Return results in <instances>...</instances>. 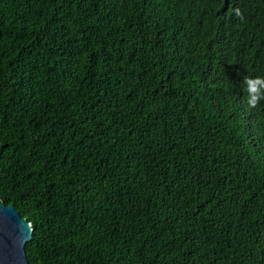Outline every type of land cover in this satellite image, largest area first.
Instances as JSON below:
<instances>
[{
    "label": "trees",
    "instance_id": "trees-1",
    "mask_svg": "<svg viewBox=\"0 0 264 264\" xmlns=\"http://www.w3.org/2000/svg\"><path fill=\"white\" fill-rule=\"evenodd\" d=\"M245 77L264 0H0V203L27 264H264Z\"/></svg>",
    "mask_w": 264,
    "mask_h": 264
},
{
    "label": "water",
    "instance_id": "water-1",
    "mask_svg": "<svg viewBox=\"0 0 264 264\" xmlns=\"http://www.w3.org/2000/svg\"><path fill=\"white\" fill-rule=\"evenodd\" d=\"M30 226L11 205L0 203V264H27L24 245L31 239Z\"/></svg>",
    "mask_w": 264,
    "mask_h": 264
},
{
    "label": "clouds",
    "instance_id": "clouds-1",
    "mask_svg": "<svg viewBox=\"0 0 264 264\" xmlns=\"http://www.w3.org/2000/svg\"><path fill=\"white\" fill-rule=\"evenodd\" d=\"M195 59L193 58V61L196 64H200V66L204 65V67H206L208 71L211 70L212 73H215L218 70L219 66L221 65L219 57L215 59L212 58H204V59L195 58ZM244 82L247 85L246 91L248 93V97L240 101L239 106L242 115H250L252 114L251 113L252 109L258 105L259 100L264 98L260 94V86H264V79L261 78L251 79L245 77ZM247 124L255 128H258L264 132V126L257 121H248Z\"/></svg>",
    "mask_w": 264,
    "mask_h": 264
}]
</instances>
